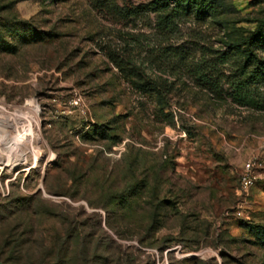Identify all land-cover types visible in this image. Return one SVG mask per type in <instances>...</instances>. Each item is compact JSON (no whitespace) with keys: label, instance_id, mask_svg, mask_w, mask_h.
Segmentation results:
<instances>
[{"label":"rangeland","instance_id":"374dc122","mask_svg":"<svg viewBox=\"0 0 264 264\" xmlns=\"http://www.w3.org/2000/svg\"><path fill=\"white\" fill-rule=\"evenodd\" d=\"M149 1L0 0V104L37 137L14 167L0 150L5 264H264V109L216 59L264 0L170 29Z\"/></svg>","mask_w":264,"mask_h":264},{"label":"trees","instance_id":"16d2710c","mask_svg":"<svg viewBox=\"0 0 264 264\" xmlns=\"http://www.w3.org/2000/svg\"><path fill=\"white\" fill-rule=\"evenodd\" d=\"M227 9L226 0H151L145 5L136 7L134 12L151 10L158 16L160 24L170 29L176 22L214 18ZM3 42L0 36V45H3ZM227 46V50L216 56L219 62L228 63L233 55L242 59L232 74L226 78L231 100L242 106L263 110L264 97L256 84L264 80V58L260 54L264 49V18L254 31L246 35L234 36ZM250 229L258 242L264 245V226L256 225Z\"/></svg>","mask_w":264,"mask_h":264},{"label":"bare ground","instance_id":"6f19581e","mask_svg":"<svg viewBox=\"0 0 264 264\" xmlns=\"http://www.w3.org/2000/svg\"><path fill=\"white\" fill-rule=\"evenodd\" d=\"M33 121H36L34 117L22 113L20 108L9 111L0 104V150L10 155L6 162L2 163L3 166L14 167L18 163L25 162L26 148L31 149L36 159L37 137L32 130Z\"/></svg>","mask_w":264,"mask_h":264},{"label":"built area","instance_id":"2783aa9c","mask_svg":"<svg viewBox=\"0 0 264 264\" xmlns=\"http://www.w3.org/2000/svg\"><path fill=\"white\" fill-rule=\"evenodd\" d=\"M254 163L247 162L244 165V173L241 176V185L245 188L249 187L253 182L252 167Z\"/></svg>","mask_w":264,"mask_h":264},{"label":"water","instance_id":"95a60500","mask_svg":"<svg viewBox=\"0 0 264 264\" xmlns=\"http://www.w3.org/2000/svg\"><path fill=\"white\" fill-rule=\"evenodd\" d=\"M0 264H4V263L0 261Z\"/></svg>","mask_w":264,"mask_h":264}]
</instances>
